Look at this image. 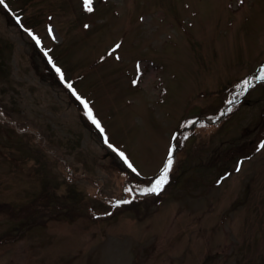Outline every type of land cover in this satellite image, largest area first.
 <instances>
[{"label": "rangeland", "instance_id": "rangeland-1", "mask_svg": "<svg viewBox=\"0 0 264 264\" xmlns=\"http://www.w3.org/2000/svg\"><path fill=\"white\" fill-rule=\"evenodd\" d=\"M92 2L0 4V264H264V0Z\"/></svg>", "mask_w": 264, "mask_h": 264}, {"label": "snow or ice", "instance_id": "snow-or-ice-1", "mask_svg": "<svg viewBox=\"0 0 264 264\" xmlns=\"http://www.w3.org/2000/svg\"><path fill=\"white\" fill-rule=\"evenodd\" d=\"M3 3H4V0H0V4H3ZM90 5H91V0H85V6L88 8L89 11H91ZM17 22H19V17H17ZM49 32H51V29H49ZM29 34L31 35V33H29ZM33 39H36V37L33 36ZM116 47L118 48L119 45H117ZM134 83H135V81H134ZM247 83L248 82L245 81L246 85H247ZM69 87L71 88V85H69ZM83 103L85 105V108H87V103L86 102H83ZM88 115L90 118L93 119V122L97 124V127H99V123H98V121H95V119L92 117V113H91L90 109H88ZM121 155L123 156L122 153H121ZM172 163H173V161L171 159V150H170L169 158L167 160L165 167L163 168V170L161 172L160 177L155 181V183L150 188L144 189L142 191L144 193H159L163 189L164 185L167 183L168 173L171 169ZM126 203H130V201H127V200L117 201L116 205L118 206L120 204H126Z\"/></svg>", "mask_w": 264, "mask_h": 264}, {"label": "trees", "instance_id": "trees-1", "mask_svg": "<svg viewBox=\"0 0 264 264\" xmlns=\"http://www.w3.org/2000/svg\"><path fill=\"white\" fill-rule=\"evenodd\" d=\"M93 5V2L91 3V5H90V7ZM61 84H63L64 85V83L63 82H61ZM66 86V85H65ZM66 88H67V90L69 91V93H71V95L72 96H74L76 99H78L79 100V98H77V95L73 92V91H71V89L69 88V87H67L66 86ZM246 98H242L241 100H239V102H237L236 103V105H240V104H242L243 102H244V100H245ZM81 102V101H80ZM234 104H232V105H230L228 108H227V112L230 110V109H232V108H234ZM82 107H83V111H84V106L82 105ZM222 110V109H221ZM225 111V110H224ZM223 112V110L221 111V113H220V116L223 114L222 113ZM198 117V116H197ZM195 118L196 117H191L189 120H188V123H191L192 122V120H195ZM206 122H202V123H200V124H205ZM192 132V130L191 129H189V130H187L186 132H184V136H188V134H190ZM243 147H244V145H243ZM239 151H243L242 150V148H241V146H239V145H237L236 147H233L232 148V150H231V152L233 153V154H239ZM174 162V161H173ZM173 172H171V175H170V178H172L173 177ZM159 178V176H157V177H155L154 179H153V181H156L157 179ZM151 180V179H150ZM150 180H148V181H150ZM152 181V182H153ZM139 192H142L141 190H139ZM152 197H156L155 195L154 196H152ZM137 198L138 199H140V198H142V197H140L139 195H137ZM148 198H150V197H145V198H143V199H148ZM26 220H28V219H26ZM23 222V220L21 219L20 220V223H22Z\"/></svg>", "mask_w": 264, "mask_h": 264}, {"label": "bare ground", "instance_id": "bare-ground-1", "mask_svg": "<svg viewBox=\"0 0 264 264\" xmlns=\"http://www.w3.org/2000/svg\"><path fill=\"white\" fill-rule=\"evenodd\" d=\"M105 143V142H104ZM107 143V144H106ZM106 143L104 144V146H106L107 147V149L109 150L108 152H110V153H112L114 150H116L117 151V149L115 148V146H113L112 144H110V143H108L107 141H106ZM118 152V151H117ZM113 154V153H112ZM117 156V155H116ZM116 156H114V157H116ZM117 158H118V156H117ZM123 160H124V162H126V165L128 166V167H132L133 169H134V172H135V174L138 176L139 175V172H136V170H135V168L130 164V162L128 161V159L126 158V157H123ZM129 163H128V162ZM143 178H145V179H151V177H143Z\"/></svg>", "mask_w": 264, "mask_h": 264}, {"label": "water", "instance_id": "water-1", "mask_svg": "<svg viewBox=\"0 0 264 264\" xmlns=\"http://www.w3.org/2000/svg\"><path fill=\"white\" fill-rule=\"evenodd\" d=\"M118 154H121V153L118 152Z\"/></svg>", "mask_w": 264, "mask_h": 264}]
</instances>
